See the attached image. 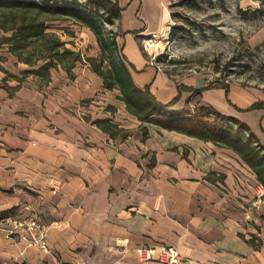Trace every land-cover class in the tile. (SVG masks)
Wrapping results in <instances>:
<instances>
[{
	"label": "crops",
	"instance_id": "0c3cea01",
	"mask_svg": "<svg viewBox=\"0 0 264 264\" xmlns=\"http://www.w3.org/2000/svg\"><path fill=\"white\" fill-rule=\"evenodd\" d=\"M124 2L118 21L133 81L141 88L149 84L165 103L177 85L138 45L164 26L140 16L142 0ZM126 3L136 7L133 23L124 21ZM7 69L0 65V218L24 215L29 204L50 228L47 249L29 247L22 254L21 242L0 233V264H162L135 255L136 247L154 244L175 246L180 264H264V206H251L255 189L235 170L236 155L224 153L228 146L140 122L124 107L126 117L111 120L117 127L110 134L94 119L78 117L74 107L107 93H65L53 73V82L43 84L53 88L42 93ZM184 84L190 90H182L170 109L181 110L182 96L187 100L196 87ZM201 94L205 105L240 120L244 111L235 106L254 102H234L228 93L229 103L220 86ZM213 94L223 96V108ZM252 110L246 123L264 145V106ZM51 177L60 179L56 192L49 188Z\"/></svg>",
	"mask_w": 264,
	"mask_h": 264
},
{
	"label": "rangeland",
	"instance_id": "374dc122",
	"mask_svg": "<svg viewBox=\"0 0 264 264\" xmlns=\"http://www.w3.org/2000/svg\"><path fill=\"white\" fill-rule=\"evenodd\" d=\"M68 1H72V5L76 4L80 10L91 9L89 0ZM117 1L125 4L124 0ZM135 8L132 4L125 5L124 21H134ZM102 10L100 7L98 11ZM98 13L96 19L104 36L113 35L122 52V31L118 18L112 17V23H108L103 20L104 15ZM139 13L150 25L155 23V27L159 24L164 26L157 34L144 36V40L151 39L147 49L143 39L138 40L144 58L157 65L170 84L186 86L184 83H192L196 86L191 89L192 94H188V101L182 96L179 106L181 110L193 112L201 104L205 105L202 87L213 81L227 84L228 93L234 102L245 104L264 100V0H142ZM34 14V9L0 6V65L5 63L7 74L20 80L21 84L39 86L40 90L43 89L42 93L53 88V80L50 79L52 73L56 84H65L67 92L62 89L65 93H107L106 96L80 99L74 106L76 115L85 120L106 116L112 121H116L115 118L124 119L126 115L122 107L125 108V105L117 97L118 89L106 87L102 78L93 71L95 65L105 70L108 58L101 51L95 34L83 22L70 16L44 12L38 16L36 14V21L51 16L45 22L48 25L46 31L63 40L64 47L71 53L64 52L62 61L51 67L48 76L31 72L47 61L48 57L40 56L39 47L44 43L50 45L53 36L47 35L42 43L38 38L21 41L11 38V35L22 23H28ZM21 43L24 45L16 46ZM48 80L52 81L49 83L50 88L43 85L48 84ZM212 97L217 100L218 106L224 107L221 102L223 100L225 103L223 96L221 98L213 94ZM241 114V119L250 124L254 117L253 110ZM241 132L244 137H248L245 131ZM251 139L254 145H262L255 135ZM222 148L225 154L236 155L232 164L236 171L249 179V184L255 189L253 201L257 189L264 190V186L238 152H233L230 147ZM258 237H255V246L260 245Z\"/></svg>",
	"mask_w": 264,
	"mask_h": 264
},
{
	"label": "trees",
	"instance_id": "16d2710c",
	"mask_svg": "<svg viewBox=\"0 0 264 264\" xmlns=\"http://www.w3.org/2000/svg\"><path fill=\"white\" fill-rule=\"evenodd\" d=\"M89 2L91 3V9L86 11L78 9L76 4L72 5V1L68 0H0V6L35 10V14L28 23H22L21 26L15 29L11 38H18L21 41H26L32 37L42 41L47 35H52L54 38L50 45L44 43L43 46L39 47L42 54L40 56H46L48 59L31 72H40L41 75L48 76L49 68L62 61V54L64 52L71 53L70 50L64 47L63 40L46 31L48 25L45 22L51 16H45L36 21V14L38 16L41 12H44L52 15L70 16L83 22L95 34L101 51L105 52L108 58V67L105 70L100 69L99 65H95L93 71L102 78L106 87L118 89L117 97L124 102L128 112L133 114L140 122L155 123L167 129L177 130L205 140H212L232 148L253 169L257 180L264 186V153H260L264 151V146L257 143L256 145L253 144L251 138L254 133L250 126L239 118L223 114L208 105H200L193 112L184 109H170V106L179 98L182 90H190L188 86H177L176 95L165 103L156 99L150 92L149 84H146L143 88L138 87L134 83L130 72V69H134V66L119 50L115 37L113 35L104 36L102 27L96 19V14L99 12V15H104L103 20L112 23V17L118 18L122 7L117 0H89ZM100 7L103 9L102 11H98ZM23 45L24 43L16 44V46ZM44 53H47V55H44ZM219 85L224 89L226 101L231 103L228 97L229 87L227 84L213 81L202 88L206 89ZM262 106H264V100L254 101L244 108L236 106L235 108L239 111H247ZM93 122L113 134L110 130L116 124L109 117L96 118ZM241 130L247 133V138L244 137Z\"/></svg>",
	"mask_w": 264,
	"mask_h": 264
},
{
	"label": "built area",
	"instance_id": "2783aa9c",
	"mask_svg": "<svg viewBox=\"0 0 264 264\" xmlns=\"http://www.w3.org/2000/svg\"><path fill=\"white\" fill-rule=\"evenodd\" d=\"M144 47L147 49L151 45V39L144 40ZM154 57V55H153ZM60 179L51 177L49 188L52 192L58 191ZM256 198L251 201V206H264V190L258 188ZM26 210L24 215L5 216L0 218V233L11 239L14 243H22L21 254L29 247L47 249V233L50 225L42 223L35 211L29 204L23 207ZM257 241V240H256ZM136 257L143 260H157L162 264H180L182 261L178 249L173 245L154 244L138 246L134 249ZM61 264H73L63 262Z\"/></svg>",
	"mask_w": 264,
	"mask_h": 264
}]
</instances>
